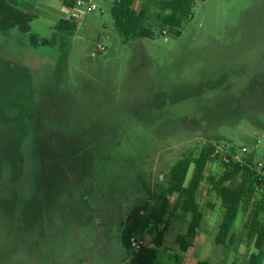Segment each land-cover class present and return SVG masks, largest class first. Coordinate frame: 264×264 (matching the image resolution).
Wrapping results in <instances>:
<instances>
[{"label":"rangeland","instance_id":"1","mask_svg":"<svg viewBox=\"0 0 264 264\" xmlns=\"http://www.w3.org/2000/svg\"><path fill=\"white\" fill-rule=\"evenodd\" d=\"M113 1L94 0L100 10L71 34L56 28L69 14L60 0H19L30 31L0 32V264H131L126 217L154 205L178 159L216 138L260 140L250 155L264 162V0H193L179 37L159 26L158 0H135L154 36L126 44ZM221 172L210 164L206 174ZM198 202L194 247L180 251L185 226H172L154 263L249 264L250 211L238 214L233 245L217 246L223 209L207 182ZM139 236L152 247L154 231Z\"/></svg>","mask_w":264,"mask_h":264},{"label":"trees","instance_id":"2","mask_svg":"<svg viewBox=\"0 0 264 264\" xmlns=\"http://www.w3.org/2000/svg\"><path fill=\"white\" fill-rule=\"evenodd\" d=\"M71 11L75 0H60ZM135 0H114L110 7L114 27L122 37L123 42L129 43L137 39H152L154 33L146 23L147 12L143 9H134ZM160 13L157 16L161 28L174 29L177 37L181 35V28L191 16L193 0H158ZM33 15L19 9L11 0H0V32H6L17 27L21 33L30 31L29 23ZM79 21L62 18L57 22L56 28L61 32L73 34ZM32 44H37L36 36L31 37ZM47 45L48 42H41ZM262 126V125H261ZM219 140L220 139H216ZM213 149L209 144L201 146L192 156H183L170 168L165 191L153 192L155 202L152 207L149 202L132 208L126 217L121 232L123 245L128 248V238L132 234L141 235L144 231H154L151 245L143 248L136 254L131 264H155V249L163 244L165 234L171 228L175 216L170 210V198L177 195L180 200L179 209L183 217L188 216L186 231L178 234L175 243L179 250L187 252L194 246V241L200 232L204 214L198 202L200 188L204 182L220 201L223 216L218 225V232L214 238L217 246H232L234 234L232 229L241 211H250L245 224V239L248 243L253 240L254 252L249 255V264H264V188L263 183L254 171L253 157L250 155L245 164L223 163L213 157ZM210 164H218L222 172L206 174ZM192 169L187 181L190 168ZM236 184L232 186V183ZM212 208V205H206ZM181 217L178 216V219ZM196 264H209L200 261Z\"/></svg>","mask_w":264,"mask_h":264},{"label":"built area","instance_id":"3","mask_svg":"<svg viewBox=\"0 0 264 264\" xmlns=\"http://www.w3.org/2000/svg\"><path fill=\"white\" fill-rule=\"evenodd\" d=\"M100 9L94 0H75L74 8L69 11L68 19L81 21L85 15L94 14ZM165 34V31H163ZM105 47L98 44L96 53L104 51ZM204 144H209L213 149V157H217L223 163H239L245 164L247 158L250 156L251 150H254L260 144V140L255 141V145L251 148L237 147L226 141L208 140ZM254 171L263 183L264 188V162L254 161L252 165ZM147 246L146 241L139 235L132 234L128 238V250L130 251L132 258L138 254L143 248ZM131 258V259H132Z\"/></svg>","mask_w":264,"mask_h":264},{"label":"crops","instance_id":"4","mask_svg":"<svg viewBox=\"0 0 264 264\" xmlns=\"http://www.w3.org/2000/svg\"><path fill=\"white\" fill-rule=\"evenodd\" d=\"M12 2H18L19 0H11ZM25 13H28L27 11H24ZM28 14H30V13H28ZM172 204V206L171 207H173V208H178L179 207V205H180V200H179V198H173V196L170 198V205ZM170 205H169V210L172 212V210H171V207H170ZM183 220H185L186 218L184 217V218H182ZM174 220H179L178 221V223H174L173 221ZM181 220V218L180 219H178V217L176 218H174L173 220H172V224H171V227L173 226V227H177V225L179 224H183L184 226H185V230H184V232L186 231V228H187V224H188V222H185V221H180ZM149 238H151V237H149ZM151 241H152V239H151ZM148 244H149V242H148ZM194 247V246H193ZM192 247V248H193Z\"/></svg>","mask_w":264,"mask_h":264}]
</instances>
